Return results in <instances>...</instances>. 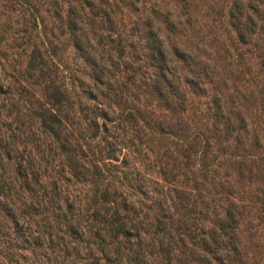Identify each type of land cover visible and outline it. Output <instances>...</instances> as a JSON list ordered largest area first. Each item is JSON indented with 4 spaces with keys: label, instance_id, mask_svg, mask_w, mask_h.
<instances>
[{
    "label": "rangeland",
    "instance_id": "obj_1",
    "mask_svg": "<svg viewBox=\"0 0 264 264\" xmlns=\"http://www.w3.org/2000/svg\"><path fill=\"white\" fill-rule=\"evenodd\" d=\"M1 180L0 264H264V0H0ZM231 201L227 244L208 229Z\"/></svg>",
    "mask_w": 264,
    "mask_h": 264
},
{
    "label": "trees",
    "instance_id": "obj_2",
    "mask_svg": "<svg viewBox=\"0 0 264 264\" xmlns=\"http://www.w3.org/2000/svg\"><path fill=\"white\" fill-rule=\"evenodd\" d=\"M104 13H105L106 16L108 15V12L107 11H103V14ZM78 22L79 21H78V19H77V17H76L75 14L74 15H71L67 19V25H68L69 29H72V30H75L76 24ZM150 31H151V29H149V28L146 30L148 36L150 34ZM153 36L155 37V35H153ZM72 37H73V46H74V48L80 53L81 57L84 59V61H86L88 63V65L90 66V68H94L95 69L96 66H97V61L95 60V57L91 53V49L89 48L90 45L88 47L85 43H83V41L81 40V37L79 35H77V37H74V36H72ZM152 44H153V46H152L151 52L150 53H147L146 56H147V58L150 59V62H154V64H155L154 66H155V68L159 72V77L160 78L165 77V74H166V71H165L166 68H165V66H166V63H167V61L165 59L167 57L165 56V54L167 53V49L162 44L161 40L157 36L155 37L154 42ZM33 60H34V58L32 57V62H33ZM32 62H30V64H29L30 65L29 66L30 69L31 68L33 69L35 67V64H32V66H31V63ZM26 70H27L26 71L27 72V77H32L31 76L32 73L29 71V68H26ZM92 75H93L92 76V79L95 82H98L99 83L102 80L101 79L102 78V75H101L100 70L98 72L92 73ZM156 89L158 91H160V89H158L157 87H156ZM60 94L61 93L58 90H57L56 93H52L50 91V93H48V96H49V98H53V100H55V101H59L60 100V98H59ZM40 117H41V119H40L41 123L40 124L42 125V127H44L46 129V132L49 133L54 139H59L58 134H57L59 132V130L61 129L60 126H57V124H61V120L59 119V117H57V115L54 112H50V111L49 112H46V113L41 112L40 113ZM109 121L110 120H108L106 122L104 121L100 125L101 128L105 132H106V125L108 123H110ZM91 124H92V127L93 128H97L98 129L100 127L98 125V123L96 121H94V119L91 122ZM63 127H64V125L62 126V129H63ZM223 129L224 130L230 129V128H228V125H227L226 122L224 123ZM64 138L67 139L66 137H64ZM64 138L62 139V141L59 142L60 149L61 150L65 151V152L66 151H69L72 154H73V152H75V150H79L80 151V147H78L76 145H74L75 148H70V144H68V142H66V140ZM90 143L91 142H89L87 144L88 147H89V144ZM107 143H108L107 145H109V147H110V149H108L107 152H106V159H108V161H109V162L107 161L109 163V164L108 163L107 164L110 165V166H114V163L113 164H110L111 161H116L117 160V157L114 155V153H112V150L114 149V145H113L114 142H109L108 141ZM112 145H113V149L111 148ZM68 157H72V161L69 162L70 168H72L71 175L72 176H77L78 174L84 175V172L81 171V169H80L78 160L76 161V159L74 158V156H68ZM101 167H102V164L96 163L94 165V168L95 169H100ZM85 170L87 172L88 169H85ZM28 180L29 181L34 180V182H38V179H35V177L33 178V175L29 176ZM0 189L2 190V191H0V196H2V197L5 198V196H8L9 195V193H8L9 186H7L5 184V181L4 180H1L0 181ZM97 196L98 195H96V198L98 199V198H103L105 195L103 193H101L98 197ZM184 198H186V201H187V204L188 205H192L189 202V196L188 195L186 197H184ZM100 203L103 204L102 202H100ZM238 210L239 209L237 208L236 203H234V202L231 201L229 203L228 207L225 209L224 214H223V217L220 220L218 219V221L216 222V229L213 228V227H210L208 229V231H210V235H213V234L220 235V233L222 235H228V238L225 240V242H227V244H230L231 241H229V238L233 234V229L235 228V225H236L237 220H238L237 217H236V214H238ZM192 212H195V211L192 210ZM192 212H191V214H192ZM154 221H155V224L156 225H158L160 223V221L158 219H156V218H154ZM121 226H122V223H118V226L117 227L115 226L114 228H117V230H119L118 232H121L122 233L124 229ZM179 228L181 229V226L177 225L176 226V229H179ZM188 228L189 227H187L185 225L182 229L183 230H188ZM107 229L108 228L106 227V230ZM161 232H162V235H164V238L163 239L166 240L167 244L168 245L170 243L172 244V242L175 240L174 239V234H172L168 230H165L164 231V229H161ZM96 235H97V237H99L98 232L96 233ZM211 240L213 241L214 239L212 238ZM214 242H215V240H214ZM231 248H232V245H231ZM233 249H235V248L233 247ZM105 256H106L105 257V260H106V262L108 264H124V262L121 261V259H119L116 255L106 254Z\"/></svg>",
    "mask_w": 264,
    "mask_h": 264
}]
</instances>
